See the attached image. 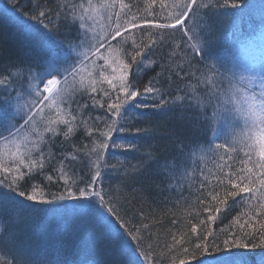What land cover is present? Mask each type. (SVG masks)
<instances>
[{"label":"snow or ice","instance_id":"6c2138e0","mask_svg":"<svg viewBox=\"0 0 264 264\" xmlns=\"http://www.w3.org/2000/svg\"><path fill=\"white\" fill-rule=\"evenodd\" d=\"M158 2L166 15L157 16L152 10ZM12 3L18 4L19 0H12ZM144 3L146 15L138 16L132 12L133 5L125 0H64L55 16L63 15L74 24L78 22L79 28L77 38L67 41H57L51 34L52 28L58 27L53 22L51 9L42 10L35 5V13H21L46 30L49 46L40 64L27 67L26 76L20 65L0 75V86L5 92L0 97V208H7L13 220L21 222L25 214L38 211L41 204L76 201L81 214L93 221L91 232L97 241L109 239L122 246H131L134 254L151 264L152 245L144 246L142 229L129 228L115 197L97 191V184L102 189V171L117 166L105 159L112 132H147L140 128L125 129L123 124L117 129L121 120L136 119L131 116L132 112L143 116L145 113L140 110L147 108L165 112L178 109L181 115L186 111L194 113L195 126L211 134L201 146V158L216 157L222 162L216 164V172L212 169L207 173L203 169L200 171L203 180L197 191L207 189L208 202L222 206L204 210L216 214L228 211L229 198L235 201L237 197L247 206L243 213L233 218L222 241L217 243L211 231L200 238L202 242L196 243L195 248L205 254L202 259L192 255L201 259V264H264V66L251 65L240 72L235 66L229 67L224 56L214 49V26L210 18V13L239 8L240 0H144ZM144 26L157 30L144 33L151 37L150 42L137 43L133 36L131 50H127L124 45L128 43V36L125 34L131 35V29ZM175 32L182 34L181 43L189 68L199 64L204 71L198 68L196 71L200 75L188 71L183 75L176 73L182 79L192 76L195 80V83L189 81V90L183 95L171 96L155 79H150L141 90L129 79L130 70L137 64L151 68L155 62L148 59V53ZM118 37L121 40L113 44ZM18 75L21 77L19 86L14 87L12 81ZM104 84L109 86L111 93L98 87ZM201 86L205 89L203 93L197 91ZM98 92L110 98L107 108L112 119L108 130L100 132L103 139L92 141L87 153L94 157L91 179L84 187H79L75 181L69 183L65 163L76 160V155L61 153L55 157L48 149L56 137L68 140L81 127L89 136L99 131L88 127L89 120L93 119L86 115L89 105L77 99V93L86 95L93 106L104 107L96 100ZM112 93H115L114 98ZM149 97L154 101L152 104L147 102ZM222 122H225L223 127ZM112 147L131 149L135 145L113 141ZM237 152H243L245 159L241 160V167L234 168L228 161L233 159L231 153ZM53 160L58 161V167L52 166ZM49 166L51 171L45 173ZM182 166H177L174 160L164 164L170 178L175 177L178 167ZM40 175L49 184L63 181L64 191H46V185L35 181ZM213 180L215 187H211ZM204 195L202 192L201 196ZM198 202L204 204L206 201L200 198ZM216 219L217 215L208 217L210 221ZM3 225L0 216V232L4 231ZM147 227L142 226L143 229ZM191 232H197L195 226ZM16 238L14 232L6 234V239L13 243ZM173 240L176 244L187 243L184 237L179 240L173 237ZM213 249L221 254H211ZM257 249L261 250L259 255H256ZM183 252L188 254V248L184 247ZM0 264H24V261L15 255L11 259L0 256ZM57 264H66V261L57 260ZM180 264H185V260H180Z\"/></svg>","mask_w":264,"mask_h":264},{"label":"trees","instance_id":"16d2710c","mask_svg":"<svg viewBox=\"0 0 264 264\" xmlns=\"http://www.w3.org/2000/svg\"><path fill=\"white\" fill-rule=\"evenodd\" d=\"M125 2L133 5V13L138 16L146 15L143 11L146 6L144 0H125ZM63 3L64 0H19V3L14 5L12 0H0V15L8 17L4 18L6 21L0 18V75L11 72L15 66L20 65L24 67L23 75L25 76L28 66L34 67L44 59L46 54L40 57L35 55V52L39 46H49L48 33L37 21L27 19L21 14L35 13V5H38L42 10H52L53 22L58 27H53L51 34L57 41L77 38L79 34L78 22L74 24L71 20L65 19L63 15L59 18L55 16V12L60 10ZM240 4L241 6L237 9L210 13L214 26V49L224 56L229 67L235 65L229 60L234 46L231 45L229 49V43L225 45L223 42L234 38L238 33L245 36L264 23V0H240ZM152 10L157 16L166 15V10L161 7L159 2ZM9 18L17 21L18 25L8 21ZM156 31V29H150L147 26L142 29H131V35L125 34L128 36V43L124 47L131 50L133 36L137 43H149L151 37L144 33ZM181 35L180 32H175L174 35L166 36L163 42H158L153 46L148 53V59L155 62L151 68H147L143 64L133 65L129 79L138 88L143 90L150 79H155L163 85L162 90L171 93V96L174 97L178 93L183 95L189 90V81L195 83L192 76L182 79L181 76L176 75L177 72L183 75L185 71L200 75V72L196 71L198 68L201 72L204 71L199 64L189 68L188 58L181 43ZM120 40L121 38L118 37L112 43L117 44ZM242 43L250 44L247 41ZM178 44L180 47H177ZM239 44L240 42L236 43V47ZM98 63H103V61H98ZM235 67L238 68L237 65ZM19 78L21 77L18 75L13 79L12 84L18 82ZM98 87L111 93L107 84ZM197 91L203 93L205 89L201 86L197 88ZM4 95V88L0 86V97ZM114 96L115 93H112V98ZM77 99L80 103L89 105L86 115L93 119L89 120L88 127L98 128L99 131H93L89 136L84 127H81L68 140L56 137L55 143L48 150L55 157H59L61 153L65 156L76 155V160L65 162L68 180L69 183L75 181L77 186L84 187L86 183L90 182L91 162L94 159L87 153L91 150L93 140L103 139L100 132L108 130L107 125L111 123L112 117L108 112L107 105L111 101L109 97L103 95V92L96 94V100L104 107H100L99 104L93 106V101L86 95L77 93ZM147 102L152 104L154 101L149 97ZM81 111L85 110L81 109ZM140 111L145 115L139 116L137 112H132L131 116L137 117L136 119L121 120L116 127L118 129L120 124H123L125 129L140 128L146 129L147 132L125 131L132 138L131 143L135 145V148L125 150V152L123 148L112 147V142H115L119 131L112 132L105 159L110 164L117 166L114 169L107 168L102 171L100 183L103 188L101 189L98 183L97 191L102 190L115 197L120 213L128 221L129 228L142 229L141 234L145 238L144 246L152 245L150 249L153 257L151 264H180L182 259L185 260V264H201V259L205 254L197 250L195 244L201 243L200 238L209 231L213 232L217 243L222 241L233 223V218L243 213L247 206L241 197H237L235 201L229 198L230 208L228 211L216 214L214 211L204 210L222 206L215 202H208L210 198L206 196L207 189L197 191L203 180L200 171L203 169L207 173L208 169H212L216 172V164L222 162L216 157L201 158V146L210 139L211 134H206L195 126L194 113L186 111L181 115L178 109L165 112L153 108ZM210 114L211 110H209ZM96 117L100 119L97 120ZM224 124L225 122H222L221 126L223 127ZM86 145L87 147H85ZM113 150L114 152L111 153ZM121 152H124V155L113 159V156L117 157ZM220 152L223 153V150ZM231 155L233 159L228 163L232 164L234 168L241 167L240 162L245 159L243 152L231 153ZM150 157L151 159H149ZM173 160L177 166L181 164L183 166L178 167L176 176L170 178L164 164ZM52 166L58 167V161L53 160ZM50 171L51 166L45 169V173ZM185 172L190 175H182ZM217 174L220 173L217 172ZM128 175L131 177H126ZM35 181L46 185V191H64L63 181L49 184L44 180L43 175L35 177ZM31 182L29 181V183ZM204 182L207 183V181ZM215 185L216 181L213 180L211 187H215ZM23 186L27 187L28 185ZM202 192L205 193L204 196H201ZM200 198L205 199L206 202L200 204L198 202ZM38 208L39 210L36 212L25 214L26 218L21 222H15L7 208H0V216L4 222V231L0 232V256L13 253L12 242L9 243L6 234L14 232L17 234L16 241L26 252H31L33 249L39 252L36 256L41 259L34 257L35 262L27 264H57L56 259L46 255L44 249L46 244L51 245L53 242L55 246H62L69 252L75 248L76 252L81 253L82 256L76 261V264H149L142 256L134 254L131 246L121 245L122 248H120L118 241L109 239L97 241L91 232L93 221L81 214L76 201L65 200L50 205L41 204ZM210 215H217V219L215 221L208 220ZM143 225L148 227L143 229ZM193 226L197 229L196 233L191 232ZM58 237L59 240H57ZM173 237L176 240L184 237L187 243L176 244ZM211 239L208 237V240ZM184 247L188 248V254L183 252ZM125 248L126 252L131 250L130 256L123 252ZM260 251L259 249L255 250L256 255H259ZM192 254L201 259L194 258ZM211 254L221 253L213 249Z\"/></svg>","mask_w":264,"mask_h":264},{"label":"rangeland","instance_id":"374dc122","mask_svg":"<svg viewBox=\"0 0 264 264\" xmlns=\"http://www.w3.org/2000/svg\"><path fill=\"white\" fill-rule=\"evenodd\" d=\"M0 18L2 20L6 21V19H4V18H8V17L6 15H0ZM8 21L18 25V22L17 21L15 22L11 18H9ZM259 26L255 30H252L253 32H249V34H247L245 36L242 33H238V34H236V36L234 38L227 39L223 42L225 45H227L229 43V45H228L229 49H230L231 45L234 46L233 53L230 55L229 60L238 66V68L235 67V70L238 72L242 71L243 69H245L251 65H255L257 68L264 66V62H263L264 61V23L262 25H259ZM246 41L250 42V44L242 43V42H246ZM238 42H240V44L238 47H236V43H238ZM47 48H48L47 45L46 46H39V48L36 49L37 52H35V55L40 56V57L42 55H45ZM35 60L37 61L38 59H35ZM235 65H233V66H235ZM19 79H21V78H19ZM19 81L20 80H18V82H16V83L12 84V86L18 87ZM41 87H42V85H41ZM131 139L132 138L129 137L128 133L119 131L118 136L115 140V143L126 145L128 143H131ZM123 149H124V152H125V150H128V148H123ZM112 152H114V150L111 151V153ZM124 152L119 153L117 155V157L113 156V159H118L119 156L121 157ZM126 177L129 178L131 176L128 175ZM59 239L60 238L58 237L57 240H59ZM10 242L11 241L9 240V243ZM53 243H51V245L46 244L44 249H45V254L49 255L50 258L52 257L53 259H56V261L62 259V260L66 261V264H76L77 263L76 261H78L80 259V257L82 256L81 253H78L75 251L76 250L75 248L72 252H69L66 248H64L62 246L57 247ZM119 245H120V248H122L121 244H119ZM12 251H13V253H7L4 256H7L8 259H11L12 256L15 255V256H17L18 259H22L24 261V264H27L30 262H35L33 260L34 257L41 259L40 257L36 256L39 253L36 249H33L31 252H26L25 249L21 245H19L17 241L15 243L12 242ZM123 252H126V248L123 250ZM126 253H127V255L130 256L131 250L127 251Z\"/></svg>","mask_w":264,"mask_h":264}]
</instances>
